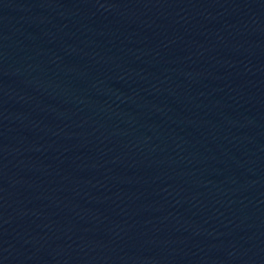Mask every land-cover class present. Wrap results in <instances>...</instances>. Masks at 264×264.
<instances>
[{
  "label": "water",
  "instance_id": "1",
  "mask_svg": "<svg viewBox=\"0 0 264 264\" xmlns=\"http://www.w3.org/2000/svg\"><path fill=\"white\" fill-rule=\"evenodd\" d=\"M0 264H264V0H0Z\"/></svg>",
  "mask_w": 264,
  "mask_h": 264
}]
</instances>
